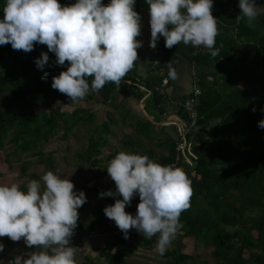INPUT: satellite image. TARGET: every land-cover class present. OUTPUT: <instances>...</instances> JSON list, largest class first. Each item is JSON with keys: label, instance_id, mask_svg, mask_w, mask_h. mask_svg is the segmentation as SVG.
I'll list each match as a JSON object with an SVG mask.
<instances>
[{"label": "trees", "instance_id": "obj_1", "mask_svg": "<svg viewBox=\"0 0 264 264\" xmlns=\"http://www.w3.org/2000/svg\"><path fill=\"white\" fill-rule=\"evenodd\" d=\"M59 2L64 6L76 0ZM102 2L108 4L110 0ZM255 3L264 9V0H255ZM4 4L5 0H0V19H3ZM148 9L146 0H136L134 10L141 15L142 22L149 14ZM240 12L239 0H213L212 14L217 19L219 30L215 47L220 49L219 55L212 58L203 46L194 48L191 68H194L202 95L197 108V129L189 137L197 155L196 165L188 176L193 195L190 208L181 213L183 228L175 237L174 247L160 254L164 259L161 264H202L197 261V256L183 252L184 239H192L195 247L209 251L216 264H264V129L258 127V122L264 119V14L258 15L249 24L246 19L237 21ZM182 46L183 43L168 49L165 42L159 40L153 56L158 61L174 62ZM42 52L48 53L49 62L41 70L35 60ZM55 61V54L49 52L46 45L36 43L34 50L28 53L13 50L11 44L0 45V96L7 92L11 104L18 105L14 109L0 104V150L11 135L10 142L16 146V153L28 152L36 156L38 164L43 167L42 174L53 170L52 160L42 153L41 146L47 144L56 131H61L62 139H66L76 127L92 125L94 128L101 127L104 135L109 134L112 123L109 111L103 112L102 121L95 122V113H90L95 108L91 106L74 108L72 112L62 111L63 106H71L73 102L65 94L54 90L51 83L52 77L66 70L68 65L66 62L64 66H59ZM45 72L48 73L47 78L41 79ZM162 80L155 75L143 78L133 67L122 79L120 87L107 83L98 93H90L85 100L117 110L119 106L116 102L120 94L116 92L119 89H125V93L139 101L144 92L138 87H142L150 92L144 109L147 113L153 109L162 114V105L167 101L157 90ZM184 100L185 96L181 102ZM54 103L57 105H52ZM47 105L50 106L45 109ZM253 108L256 110L253 111ZM176 113L184 118L181 103L176 106ZM137 121L131 125L133 130L139 136L148 138L151 134L140 131L141 121ZM102 135L93 130L86 147L76 154L77 172L84 176L74 181L75 190L83 191L87 199L78 209V225L72 237H76L75 243L71 239L73 247L82 244V239L91 232L102 237L119 229L113 220L105 216L104 205L90 208V203L100 197V179L105 175L111 179L106 168L119 153L111 151L105 160L100 159L101 150L107 146V139ZM165 135L164 139L154 143V148H146L143 143L124 136L120 148L124 152L147 155L164 166L172 165L176 138ZM155 149L164 153L158 154ZM183 171L188 175L187 168ZM21 174H27L25 163ZM33 179L41 178L32 173L20 186L21 190L26 192L27 183ZM139 202L137 195L125 211L130 214L136 212ZM96 215V219H92ZM102 240L107 242L104 248L98 249V256L104 260L102 264H116L137 250L151 249L158 235L149 239L131 229L127 239L121 233L104 236ZM25 250L26 253L34 252L36 248L26 246ZM82 264L97 263L93 258L85 257Z\"/></svg>", "mask_w": 264, "mask_h": 264}, {"label": "clouds", "instance_id": "obj_2", "mask_svg": "<svg viewBox=\"0 0 264 264\" xmlns=\"http://www.w3.org/2000/svg\"><path fill=\"white\" fill-rule=\"evenodd\" d=\"M135 3L136 0H110L108 4L102 0H76L62 6L59 0H5L0 45L11 44L13 50L25 53L33 51L36 43L46 45L55 54L57 65H68L52 77L51 87L74 104H80L107 83L120 87L138 60L137 49L142 47V41L137 37L141 35L142 17L134 10ZM146 3L152 49L163 36L168 49L183 43L193 48L203 46L212 58L219 55L220 49L215 47L219 30L212 14L213 0ZM257 5L255 0H239L241 12L237 21L246 19L251 24L262 14V7ZM48 62L47 52L35 60L41 70ZM166 66L168 77L175 80V68L170 62ZM47 76L45 72L41 79ZM258 127L264 129V119ZM106 170L115 182V192L108 190L99 196L122 199L106 206L105 216L115 222L125 239L131 229L149 239L158 235L156 247L163 255L183 228L181 213L191 206L190 179L178 167L124 151L109 162ZM137 195L140 202L132 215L125 208ZM86 199L69 178L62 179L50 170L41 180L29 181L26 192L17 183L0 185V237L13 242L23 239L27 247L36 248L34 252L17 255L8 264H77L71 239L78 225V209ZM3 250L0 243V252Z\"/></svg>", "mask_w": 264, "mask_h": 264}, {"label": "rangeland", "instance_id": "obj_3", "mask_svg": "<svg viewBox=\"0 0 264 264\" xmlns=\"http://www.w3.org/2000/svg\"><path fill=\"white\" fill-rule=\"evenodd\" d=\"M258 6V5H257ZM259 7V6H258ZM262 13L264 14V9L262 8ZM145 14V13H144ZM142 16H146V19L144 21H141V33L145 35L146 40L144 41V50H146L147 46L150 44L151 35L150 32V15L146 14ZM162 42H165V39L163 36L160 37ZM148 50V49H147ZM154 55V54H153ZM190 73V72H189ZM120 90V89H119ZM121 95L118 96L116 105H118V109H112L110 110L108 107L104 106H98L95 105L94 103H89L88 101L81 102L80 104H72L71 106H63L62 111L66 112H72L74 108H88V107H94L95 111H90L92 114L95 113V122H99V120L102 121L103 112L104 111H109L110 119L112 120V123L109 126V134L108 132L102 135L103 129L101 127L99 128H94L92 125L90 126H79L76 127L75 129L71 130L66 139H62L61 137V131H56L55 134L50 138L49 142L43 146H41L42 153L47 157L49 156L52 160V170L54 174L58 175L62 179H67L69 178L73 183L74 181L83 178L84 174L77 172V159H76V154L80 153L87 145V140L88 137L93 133V130L95 132H98L100 135H102L104 138L107 139V146L101 150V160H105L106 157L108 156V153L113 151V154H116L117 152H121L120 148V141L125 139L124 136H130V139H132L134 142H139L143 143V146L146 148H154V143H156V139H164L165 134L167 132L163 130L162 128H156L155 126L151 125L149 126V123L146 121L148 117H146L141 109V106L139 104V101H136V99L132 98L128 93L125 95V89H122L120 91ZM119 94V93H117ZM88 97V96H87ZM120 103V104H119ZM180 103V100L176 103ZM0 104L2 107H12L14 109L18 108V105L11 104L10 102V96L7 94V92H3L0 96ZM52 105H57V103H54ZM50 105H47L45 109H48ZM169 108H171V105L169 104ZM168 108V109H169ZM125 109H129L131 112H133L135 115L126 113ZM167 109V110H168ZM98 111V112H97ZM155 112H157L155 110ZM154 112V114H155ZM87 113V112H86ZM84 113L83 115H88ZM89 113V116H90ZM149 114V112L147 113ZM150 115V114H149ZM153 115V114H152ZM139 116V118H138ZM102 117V118H101ZM141 118V119H140ZM155 118L159 119V116L155 114ZM128 120H132L133 122L137 120H141V128L140 131H143L144 133L151 134L149 135L148 138H144L139 136L136 132H134L130 128V124ZM144 120V121H143ZM125 121V123H123ZM138 122V121H137ZM144 123H148L147 126L144 125ZM134 128V127H133ZM170 132V131H169ZM169 135L173 138L175 137V133L172 130V133H169ZM11 135L6 139L3 148L0 150V168L8 171H5L4 173L2 172V169H0V185H2V182L6 178L7 174L9 173L10 176H8L5 179V183H17L20 186L22 183L27 181V178L29 175L32 173H37L40 178L43 176L42 171L43 167L38 164V158L36 156H33L32 153H16L15 149L16 146L10 142ZM19 147H21V143H18ZM156 150V149H155ZM158 151V150H156ZM158 154H163L164 152H161L160 150L157 152ZM10 162V163H9ZM26 164L27 166V174L22 175L21 174V167L23 164ZM82 165V163L80 164ZM41 180V179H40ZM41 183H43L41 181ZM94 183V182H93ZM99 190L101 192H106L108 190H112L115 192V183H113V180L107 179V175L100 179L99 183ZM116 199H122L121 196H115V197H109V196H104V197H98L97 199H94L90 203V208L95 207L96 205L102 204L105 207L109 205H113L115 203ZM96 216H92V219H96ZM5 241L3 243L4 247L8 250L2 251L1 253L3 255L10 256L12 259H14L17 255H22L26 253V245L21 239L19 242H13L10 238L4 237ZM102 237H97V238H92L91 243L94 244L96 242L102 243ZM73 242L75 243L76 237H74ZM91 240V239H88ZM101 241V242H100ZM184 247H183V252L184 253H191L193 256H197V261L202 263V264H216V262L211 258L210 252L209 251H203L202 247H195L194 242L192 239H184ZM98 243H96L97 245ZM175 244V239L172 241L171 246L167 249H172ZM103 247L102 244L99 245V248ZM136 254V255H135ZM147 256V258L151 259H143L141 256ZM133 260L135 262H141L147 261L150 262V264H161L164 259L160 256V253L157 250L156 247V242L151 245V249L149 250H137L134 252ZM89 259L93 257V260L95 263L100 264L103 263L104 260L99 259L97 255L95 256L93 253L89 254ZM138 257L139 261H136V258ZM100 258H102L100 256ZM119 264V263H118ZM132 264V262L130 263Z\"/></svg>", "mask_w": 264, "mask_h": 264}, {"label": "crops", "instance_id": "obj_4", "mask_svg": "<svg viewBox=\"0 0 264 264\" xmlns=\"http://www.w3.org/2000/svg\"><path fill=\"white\" fill-rule=\"evenodd\" d=\"M149 37H151V35ZM137 39L142 41V47L137 49L138 60L135 62V65H134V67L138 71V74L143 78L152 77L153 75L159 76L163 80L166 79L169 82L167 85L165 93L162 95V96H165L167 98L166 99L167 101H165V103L162 105V107L164 108V111L162 114H160V112H158V111L155 112V110H153V109L149 110L150 115L147 114V111L144 109V106L148 103L147 99L150 98V93L143 91V89H141L142 87H138V88H140V90H142L144 92L143 97L141 98V100H139V104L141 106V109L143 108L142 111H143L144 115L146 117H148V119L146 121L148 123L149 122L152 123V125L155 126L156 128H159V129L162 128L163 130H165L167 132V134H169L171 132V130H173V129L171 127L162 126L161 120L162 119H164L166 121L173 120V118L178 115L176 113V106H178L181 103L182 97H184V96H185V98L187 97V95L189 94V92L191 90L192 78H191V73H189V72L191 69V65L193 63L194 48L191 45L185 46L183 44L176 60L174 62H170L177 72V78L175 80H173V79H170L168 77V68L166 65L169 62L167 60L158 61V58L153 56L154 49H152L150 46L146 47L148 50L147 49L144 50L143 47L145 46L144 41L146 40V37H145V35H143V33H141V35L139 37H137ZM156 67H158V68L156 69ZM120 92H116V93H119L121 95ZM123 93H125V92H123ZM125 95H127V93ZM179 100H180V103L176 104ZM85 101H88L89 103L95 104L94 101H90V100H85ZM136 101H138V100H136ZM169 104L171 105V108H169ZM126 111H127V113L135 115L129 109H126ZM154 112H155V114H157L159 116V119L155 118ZM138 118H139V116H138ZM128 121H129V124L131 123L130 128L133 130L131 125L135 124L136 121L135 122H133L132 120L131 121L128 120ZM157 140H160V139L157 138L156 141ZM0 169H2V168H0ZM5 171H8V170H5ZM5 171H4V169H2L3 173ZM8 176H10L9 173L7 174L6 178ZM5 179H4V181H5ZM4 181L2 182V185L11 184V183H5ZM4 241H5L4 237H0V243L3 244ZM91 241H92V239L86 240L82 244H78L76 246L77 264H82V262L84 261V258L88 257L90 253H93L95 256L97 255V257H99V259L102 260V258H100V256H98V254H99L98 249L104 248L105 244L107 242L106 241H102V243L96 242V243H98L96 245V243L92 244ZM100 244H102L103 247L99 248ZM3 251L7 252L8 250L4 247ZM139 256H141V255H139ZM132 258H133L132 255L128 256L127 258L123 259L121 262H117L116 264H118V263L119 264H130L131 262H132V264H150V262L143 261V260L141 262H135V260H133ZM141 258H143L145 260L151 259V258H147V256H144V255L141 256ZM136 261H139L138 257L136 258ZM100 264H102V263H100Z\"/></svg>", "mask_w": 264, "mask_h": 264}, {"label": "built area", "instance_id": "obj_5", "mask_svg": "<svg viewBox=\"0 0 264 264\" xmlns=\"http://www.w3.org/2000/svg\"><path fill=\"white\" fill-rule=\"evenodd\" d=\"M192 83H191V90L185 100L181 103V107L183 110L184 118L180 117L179 115L175 116L173 120L166 121L164 119L161 120V125L164 127H171L175 133L176 143H175V161L171 165L173 167H178L180 169H188L189 173L192 174L193 168L197 162V155L193 151L194 144L190 140L192 134L197 129V120H198V106L200 104V98L202 95V91L198 84V78L194 72V68L190 69ZM168 85L167 80H163L160 87L157 89L160 95H163L166 91ZM149 93V92H148ZM143 109V108H142ZM190 137V138H189ZM182 163L181 165H178ZM136 212H133L132 215H135ZM121 230L118 229L115 232L107 233L104 236H116L121 234ZM98 235L95 232H91L87 238L82 239L84 241L92 238H97ZM102 236V238L104 237ZM12 260L10 256L3 255L0 252V264H8V262Z\"/></svg>", "mask_w": 264, "mask_h": 264}]
</instances>
